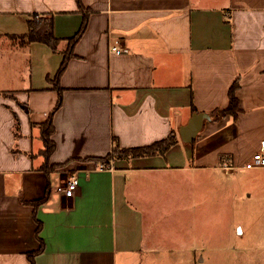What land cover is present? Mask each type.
I'll list each match as a JSON object with an SVG mask.
<instances>
[{
    "label": "crops",
    "instance_id": "0c3cea01",
    "mask_svg": "<svg viewBox=\"0 0 264 264\" xmlns=\"http://www.w3.org/2000/svg\"><path fill=\"white\" fill-rule=\"evenodd\" d=\"M82 2L83 8L77 0H0V264H32L28 253L41 246L37 220L45 246L35 264L206 263L208 245L164 246L147 220L156 222L163 197L176 206L181 185L192 189L209 171L260 172L255 188L264 199V166L245 167L264 145V0ZM35 13L53 16L58 51L19 40ZM86 14L87 28L60 78L63 104L53 115L50 163L66 164L47 175L39 124L59 98L53 79L65 39ZM237 80L239 119L206 120L193 142L182 141L179 128L194 112L226 107ZM172 131L179 141L164 155L108 166L81 160L106 156L114 138L142 146ZM69 173L78 177L71 197L59 189ZM40 199L36 209L27 203ZM246 249L257 254L250 262L264 264V239L241 255Z\"/></svg>",
    "mask_w": 264,
    "mask_h": 264
},
{
    "label": "rangeland",
    "instance_id": "374dc122",
    "mask_svg": "<svg viewBox=\"0 0 264 264\" xmlns=\"http://www.w3.org/2000/svg\"><path fill=\"white\" fill-rule=\"evenodd\" d=\"M238 171H209L206 178L198 174L192 189L181 185L182 195L174 201L176 206L168 195L163 197L165 206L160 207L156 222L147 220L148 227L158 228V241L167 247L182 243L201 249L208 245L207 262L201 264H253L250 259L257 256L256 252H241L264 239V199L258 197L255 188L260 172ZM261 174L264 177V172ZM262 190L264 195V183ZM245 191L253 194L244 196Z\"/></svg>",
    "mask_w": 264,
    "mask_h": 264
},
{
    "label": "trees",
    "instance_id": "16d2710c",
    "mask_svg": "<svg viewBox=\"0 0 264 264\" xmlns=\"http://www.w3.org/2000/svg\"><path fill=\"white\" fill-rule=\"evenodd\" d=\"M77 3L80 8H83L82 0H77ZM29 30L27 33L19 35L18 38L22 44H28L34 41H39L46 43L49 45L54 51L59 50V44L62 41L61 38L57 37L54 32V18L52 15H41V14H33L32 17L28 21ZM88 25V15L84 16L83 22L77 33L65 39L67 42L66 48L63 50L64 57L62 63L59 67V70L53 79L54 87L59 92V98L54 110L51 112L49 118L39 124L41 128V136L44 144V148L41 151V154L44 156L45 161L42 165V170H44L47 175L49 172L54 171L58 167H62L65 163H50V156L56 149V143L52 138L55 132V125L53 122V115L56 110H58L63 104V88L60 86V78L65 72L69 60L74 56V47L79 39L82 37ZM241 84L239 80L235 81L229 90V104L224 108H217L213 110L210 114L212 119H215L220 124L223 123L227 116H231L234 120H238L240 113L243 112V107L241 105V100L237 95V90L240 88ZM196 111V109L194 108ZM15 127L19 128L18 120L15 123ZM15 135L18 133L15 130ZM179 141V136L175 131H172L167 137L155 141L148 145L142 146H131L124 147L120 144L117 138H114L112 150L103 157H87L81 159L83 161H95L99 165L108 166L111 164L113 160L117 159H131L136 157H144V156H153V155H164L166 151L175 145ZM33 156L32 153H30ZM225 155L221 157V162L224 164ZM44 200H36L32 202H27L33 206L35 209L43 202ZM37 236L40 239L41 246L35 250L28 253V257L32 264H35V256L44 250V241L40 238V231L42 229V222L37 220Z\"/></svg>",
    "mask_w": 264,
    "mask_h": 264
},
{
    "label": "built area",
    "instance_id": "2783aa9c",
    "mask_svg": "<svg viewBox=\"0 0 264 264\" xmlns=\"http://www.w3.org/2000/svg\"><path fill=\"white\" fill-rule=\"evenodd\" d=\"M112 51L121 53V50L117 46L112 47ZM264 166V145L256 150L251 159L246 163L245 167L255 168ZM225 168L229 169L230 165L225 163ZM78 186V177L75 173L68 174L67 180L63 185H60L59 189L64 192L66 196H73L76 192Z\"/></svg>",
    "mask_w": 264,
    "mask_h": 264
},
{
    "label": "water",
    "instance_id": "95a60500",
    "mask_svg": "<svg viewBox=\"0 0 264 264\" xmlns=\"http://www.w3.org/2000/svg\"><path fill=\"white\" fill-rule=\"evenodd\" d=\"M212 116L209 112H194L188 122L179 128V134L182 141L191 143L204 127L206 120H211Z\"/></svg>",
    "mask_w": 264,
    "mask_h": 264
}]
</instances>
